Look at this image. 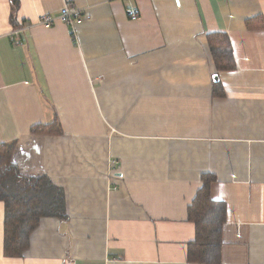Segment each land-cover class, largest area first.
<instances>
[{
  "label": "crops",
  "instance_id": "0c3cea01",
  "mask_svg": "<svg viewBox=\"0 0 264 264\" xmlns=\"http://www.w3.org/2000/svg\"><path fill=\"white\" fill-rule=\"evenodd\" d=\"M64 1L87 17L32 25ZM180 2L0 0V143L57 118L25 168L68 206L9 256L0 200V264H201L187 208L202 174L226 205L221 264H264V0ZM214 32L234 69H216Z\"/></svg>",
  "mask_w": 264,
  "mask_h": 264
},
{
  "label": "trees",
  "instance_id": "16d2710c",
  "mask_svg": "<svg viewBox=\"0 0 264 264\" xmlns=\"http://www.w3.org/2000/svg\"><path fill=\"white\" fill-rule=\"evenodd\" d=\"M19 0H10L15 7ZM210 52L218 71L232 70L235 61L226 34L207 35ZM214 95H222L219 83ZM57 118L48 124H35L29 133L0 143V200L4 203V254L20 256L27 248L31 232L42 217L68 218L67 193L43 172L25 168L29 142H41L46 135L60 134ZM214 177L202 174V186L187 208L194 223L195 238L188 242L187 259L191 263L221 264L222 228L226 205L211 198Z\"/></svg>",
  "mask_w": 264,
  "mask_h": 264
},
{
  "label": "built area",
  "instance_id": "2783aa9c",
  "mask_svg": "<svg viewBox=\"0 0 264 264\" xmlns=\"http://www.w3.org/2000/svg\"><path fill=\"white\" fill-rule=\"evenodd\" d=\"M174 4L179 7L180 0H173ZM87 17L85 10L72 5L69 1H64L56 15H41L32 25H42L44 27H51L55 23L61 22L70 26L82 22ZM137 15H131V19H136Z\"/></svg>",
  "mask_w": 264,
  "mask_h": 264
},
{
  "label": "water",
  "instance_id": "95a60500",
  "mask_svg": "<svg viewBox=\"0 0 264 264\" xmlns=\"http://www.w3.org/2000/svg\"><path fill=\"white\" fill-rule=\"evenodd\" d=\"M213 79L216 81L217 80V75H213Z\"/></svg>",
  "mask_w": 264,
  "mask_h": 264
}]
</instances>
